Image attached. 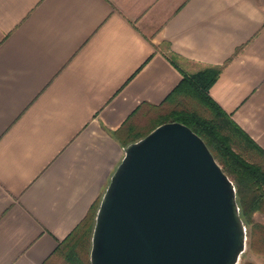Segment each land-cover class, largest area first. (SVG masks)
<instances>
[{
    "label": "crops",
    "instance_id": "1",
    "mask_svg": "<svg viewBox=\"0 0 264 264\" xmlns=\"http://www.w3.org/2000/svg\"><path fill=\"white\" fill-rule=\"evenodd\" d=\"M210 66L264 150V0H0V264H54L123 138Z\"/></svg>",
    "mask_w": 264,
    "mask_h": 264
},
{
    "label": "water",
    "instance_id": "2",
    "mask_svg": "<svg viewBox=\"0 0 264 264\" xmlns=\"http://www.w3.org/2000/svg\"><path fill=\"white\" fill-rule=\"evenodd\" d=\"M247 245L233 181L200 136L164 122L123 148L103 191L90 264H239Z\"/></svg>",
    "mask_w": 264,
    "mask_h": 264
},
{
    "label": "trees",
    "instance_id": "3",
    "mask_svg": "<svg viewBox=\"0 0 264 264\" xmlns=\"http://www.w3.org/2000/svg\"><path fill=\"white\" fill-rule=\"evenodd\" d=\"M221 66H210L186 76L157 105L150 124L141 126L123 145L143 137L157 125L177 121L202 138L222 170L233 181L239 213L249 228L250 248L260 243L264 253V223H254L253 213H264V150L239 127L208 95ZM130 131H133L131 128ZM98 202L87 216L57 245L54 253L66 264H90L85 244H90ZM90 249V247H89Z\"/></svg>",
    "mask_w": 264,
    "mask_h": 264
},
{
    "label": "rangeland",
    "instance_id": "4",
    "mask_svg": "<svg viewBox=\"0 0 264 264\" xmlns=\"http://www.w3.org/2000/svg\"><path fill=\"white\" fill-rule=\"evenodd\" d=\"M254 221V223H264V213L261 212H255L253 213L251 217ZM253 223H251L252 225ZM251 225L247 224L246 229H247V245L245 251L242 253L239 264H264V253L260 252L261 251V246L260 243L258 244V247L255 249L250 248V237H249V228ZM90 244L88 245V242L85 244V256H89V249ZM54 264H66L64 260L61 258H58L57 261H55Z\"/></svg>",
    "mask_w": 264,
    "mask_h": 264
}]
</instances>
